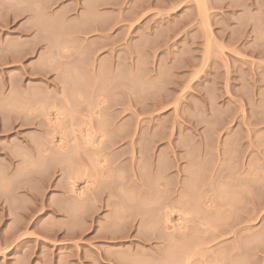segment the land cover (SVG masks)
<instances>
[{"label": "rangeland", "instance_id": "rangeland-1", "mask_svg": "<svg viewBox=\"0 0 264 264\" xmlns=\"http://www.w3.org/2000/svg\"><path fill=\"white\" fill-rule=\"evenodd\" d=\"M243 263L264 0H0V264Z\"/></svg>", "mask_w": 264, "mask_h": 264}, {"label": "bare ground", "instance_id": "bare-ground-1", "mask_svg": "<svg viewBox=\"0 0 264 264\" xmlns=\"http://www.w3.org/2000/svg\"><path fill=\"white\" fill-rule=\"evenodd\" d=\"M252 176V175H251ZM250 177V176H249ZM248 181V180H247ZM235 183V182H234ZM253 183V182H252ZM244 184V183H243ZM244 186H246V185H244ZM248 186V185H247ZM222 190V189H221ZM160 192V191H159ZM163 192V191H162ZM224 193V192H223ZM248 193V192H247ZM156 194V193H155ZM154 194V195H155ZM232 194V193H231ZM243 195H245V194H243ZM225 196V195H224ZM161 197V196H160ZM230 197V196H229ZM237 197V196H236ZM163 198V197H162ZM233 198V197H232ZM240 199V198H239ZM148 200V199H147ZM237 200V199H236ZM161 201V200H160ZM221 203V202H220ZM160 204H162L161 202H160ZM227 205V204H226ZM157 207V206H156ZM38 209V208H37ZM33 214V213H32ZM133 214V213H132ZM133 218V217H132ZM150 218V217H149ZM251 219V218H250ZM221 220V219H220ZM150 221H152V220H150ZM248 221V220H247ZM227 231V230H226ZM191 234V233H190ZM139 235V234H138ZM187 235V234H186ZM127 236V235H126ZM193 237V236H192ZM138 238V237H137ZM183 241V240H182ZM185 241V240H184ZM186 242V241H185ZM189 244V243H188ZM243 245V244H242ZM248 245V244H247ZM189 247V246H188ZM187 247V248H188ZM248 248V247H247ZM245 250V249H244ZM191 252V251H190ZM234 254H236V253H234ZM247 254V253H246ZM225 255V254H224ZM166 256H168V255H166ZM220 256V255H219ZM221 258V257H220ZM219 258V259H220ZM166 259V258H165ZM168 259V258H167ZM227 259V258H226ZM168 261V260H167ZM127 262V261H126ZM139 262V261H138ZM146 262V261H145ZM128 263V262H127ZM140 263V262H139ZM244 264V263H243Z\"/></svg>", "mask_w": 264, "mask_h": 264}]
</instances>
